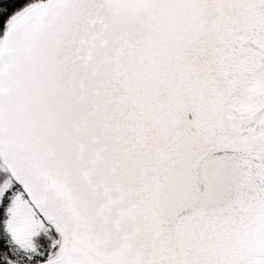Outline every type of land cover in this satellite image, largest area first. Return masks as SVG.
Segmentation results:
<instances>
[{
    "label": "snow or ice",
    "instance_id": "obj_1",
    "mask_svg": "<svg viewBox=\"0 0 264 264\" xmlns=\"http://www.w3.org/2000/svg\"><path fill=\"white\" fill-rule=\"evenodd\" d=\"M0 264H264V0H0Z\"/></svg>",
    "mask_w": 264,
    "mask_h": 264
}]
</instances>
